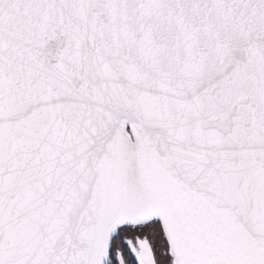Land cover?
<instances>
[{"label":"snow or ice","instance_id":"snow-or-ice-1","mask_svg":"<svg viewBox=\"0 0 264 264\" xmlns=\"http://www.w3.org/2000/svg\"><path fill=\"white\" fill-rule=\"evenodd\" d=\"M0 264H264V0H0Z\"/></svg>","mask_w":264,"mask_h":264}]
</instances>
